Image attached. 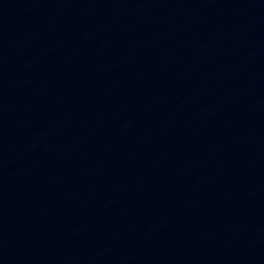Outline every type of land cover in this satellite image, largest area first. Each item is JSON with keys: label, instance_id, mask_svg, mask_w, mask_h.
Here are the masks:
<instances>
[{"label": "water", "instance_id": "water-1", "mask_svg": "<svg viewBox=\"0 0 264 264\" xmlns=\"http://www.w3.org/2000/svg\"><path fill=\"white\" fill-rule=\"evenodd\" d=\"M0 264H264V0H0Z\"/></svg>", "mask_w": 264, "mask_h": 264}]
</instances>
